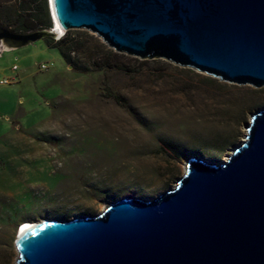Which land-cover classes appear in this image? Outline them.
I'll use <instances>...</instances> for the list:
<instances>
[{"label":"rangeland","instance_id":"1","mask_svg":"<svg viewBox=\"0 0 264 264\" xmlns=\"http://www.w3.org/2000/svg\"><path fill=\"white\" fill-rule=\"evenodd\" d=\"M64 33L92 50L105 46L85 30ZM138 61L127 63L132 72H79L44 40L2 51L0 264H15L22 223L156 198L175 187L190 157L225 162L264 109V87Z\"/></svg>","mask_w":264,"mask_h":264},{"label":"water","instance_id":"2","mask_svg":"<svg viewBox=\"0 0 264 264\" xmlns=\"http://www.w3.org/2000/svg\"><path fill=\"white\" fill-rule=\"evenodd\" d=\"M53 25L114 53L161 60L235 86L264 87V0H48ZM53 27L0 44L58 40ZM15 264H264V109L225 162L190 157L156 198L128 196L96 216L33 223Z\"/></svg>","mask_w":264,"mask_h":264},{"label":"trees","instance_id":"3","mask_svg":"<svg viewBox=\"0 0 264 264\" xmlns=\"http://www.w3.org/2000/svg\"><path fill=\"white\" fill-rule=\"evenodd\" d=\"M0 27L7 30L27 33L53 27L49 10L48 0H4L0 2ZM47 47L56 49L66 65L75 71H119L132 72L127 66L130 62H139L137 59L129 58L122 54L114 53L105 46L99 44L98 50H92L78 40H71L64 36L55 41L44 40ZM160 60H153L150 63H158ZM146 62H140L144 65ZM170 151L176 153L175 146L163 142ZM178 154V153H177Z\"/></svg>","mask_w":264,"mask_h":264},{"label":"bare ground","instance_id":"4","mask_svg":"<svg viewBox=\"0 0 264 264\" xmlns=\"http://www.w3.org/2000/svg\"><path fill=\"white\" fill-rule=\"evenodd\" d=\"M54 29H53V33L57 36V39H59L60 37H62V35L64 34V31L58 26V24L55 22L54 24ZM4 50H10L8 49L6 46L3 45ZM227 160V159H226ZM185 165L184 164V171H185ZM33 223L30 222H25L20 224V228H18L17 230V235L20 234L22 231H24L25 229L29 228ZM18 226V227H19ZM16 262V261H15Z\"/></svg>","mask_w":264,"mask_h":264},{"label":"built area","instance_id":"5","mask_svg":"<svg viewBox=\"0 0 264 264\" xmlns=\"http://www.w3.org/2000/svg\"><path fill=\"white\" fill-rule=\"evenodd\" d=\"M63 37V36H62ZM61 38V37H60ZM59 38V39H60ZM58 39V40H59ZM2 51H4V48L2 47V45L0 44V54L2 53ZM8 84V81L4 80V81H0V85H6Z\"/></svg>","mask_w":264,"mask_h":264},{"label":"clouds","instance_id":"6","mask_svg":"<svg viewBox=\"0 0 264 264\" xmlns=\"http://www.w3.org/2000/svg\"><path fill=\"white\" fill-rule=\"evenodd\" d=\"M52 24H53V23H52ZM53 28H55L54 25H53ZM64 34H65V33H64ZM63 36H64V35H63Z\"/></svg>","mask_w":264,"mask_h":264}]
</instances>
